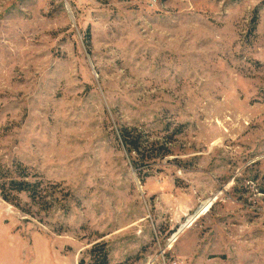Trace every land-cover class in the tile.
I'll return each instance as SVG.
<instances>
[{
    "label": "rangeland",
    "instance_id": "obj_1",
    "mask_svg": "<svg viewBox=\"0 0 264 264\" xmlns=\"http://www.w3.org/2000/svg\"><path fill=\"white\" fill-rule=\"evenodd\" d=\"M4 173L0 264H264V0H0Z\"/></svg>",
    "mask_w": 264,
    "mask_h": 264
},
{
    "label": "trees",
    "instance_id": "obj_2",
    "mask_svg": "<svg viewBox=\"0 0 264 264\" xmlns=\"http://www.w3.org/2000/svg\"><path fill=\"white\" fill-rule=\"evenodd\" d=\"M125 142H126V146L128 148L129 152H132L133 150L138 151L139 150V146L134 145V143H132L131 141L128 142L127 138H125ZM133 149V150H132ZM1 179H5V182L3 184L0 185V189H1V195L3 197L4 200L11 202L10 200V196H7L8 191L9 192H16V193H28L29 197L35 201L36 198L40 197V193L37 191L38 187L36 184L27 182L24 179H20V178H16L8 173H4L3 176L1 177ZM43 198V197H42ZM55 204H58L61 206V209H65L66 206H64L65 202H58L57 200L54 202ZM53 204V203H52ZM96 252V249L93 250L92 254H93V258L96 259L99 256L102 257V261L100 262V264H108V254L107 251L103 250L99 256L96 257V255L94 256V253Z\"/></svg>",
    "mask_w": 264,
    "mask_h": 264
},
{
    "label": "bare ground",
    "instance_id": "obj_3",
    "mask_svg": "<svg viewBox=\"0 0 264 264\" xmlns=\"http://www.w3.org/2000/svg\"><path fill=\"white\" fill-rule=\"evenodd\" d=\"M205 208H206V206H205ZM208 208H209V207H208ZM208 208H207V209H208ZM207 209H206V211H207Z\"/></svg>",
    "mask_w": 264,
    "mask_h": 264
},
{
    "label": "built area",
    "instance_id": "obj_4",
    "mask_svg": "<svg viewBox=\"0 0 264 264\" xmlns=\"http://www.w3.org/2000/svg\"><path fill=\"white\" fill-rule=\"evenodd\" d=\"M151 1H153V2H154V1H156V0H151Z\"/></svg>",
    "mask_w": 264,
    "mask_h": 264
}]
</instances>
